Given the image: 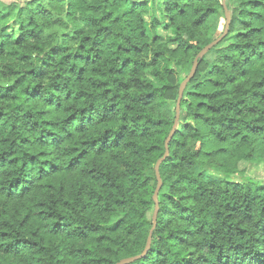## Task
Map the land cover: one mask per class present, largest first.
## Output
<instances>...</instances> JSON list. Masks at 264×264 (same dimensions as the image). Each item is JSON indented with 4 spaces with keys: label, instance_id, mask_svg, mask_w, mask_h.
Instances as JSON below:
<instances>
[{
    "label": "trees",
    "instance_id": "1",
    "mask_svg": "<svg viewBox=\"0 0 264 264\" xmlns=\"http://www.w3.org/2000/svg\"><path fill=\"white\" fill-rule=\"evenodd\" d=\"M226 5L228 32L198 60L159 166L150 248L127 264H264V183L231 179L264 156V0ZM157 6L147 25V0L0 10V264L142 252L179 70L225 23L221 0ZM162 19L175 30L163 41Z\"/></svg>",
    "mask_w": 264,
    "mask_h": 264
},
{
    "label": "rangeland",
    "instance_id": "2",
    "mask_svg": "<svg viewBox=\"0 0 264 264\" xmlns=\"http://www.w3.org/2000/svg\"><path fill=\"white\" fill-rule=\"evenodd\" d=\"M27 0H0V10L4 9L5 7L16 4L19 6H24ZM159 0H147V4L149 5L148 14L144 16L145 24L147 25L149 20L151 19L152 15L155 14L156 16L160 17V12L157 6V2ZM47 2V0H45ZM36 5V4H35ZM61 5V4H60ZM124 6H128L126 3ZM222 19L220 20V24ZM167 20L162 19L161 25L157 28V33L160 34L162 41L165 40L168 36H173L175 34L174 28L167 24ZM7 24L16 29L17 25L15 23V19L11 18L8 20ZM221 26V25H220ZM172 47H175L171 45ZM190 67L186 66L179 70V75L177 76L179 79H183L189 73ZM173 103L170 102L169 107L172 109ZM179 126V125H178ZM181 132L184 133L181 126L178 127ZM236 170L231 176L233 181H242V182H251V183H264V156L261 153H258L252 158L248 160H240L237 163ZM153 212V211H152ZM151 214V211L149 212Z\"/></svg>",
    "mask_w": 264,
    "mask_h": 264
},
{
    "label": "water",
    "instance_id": "3",
    "mask_svg": "<svg viewBox=\"0 0 264 264\" xmlns=\"http://www.w3.org/2000/svg\"><path fill=\"white\" fill-rule=\"evenodd\" d=\"M221 2H222V7H223V10H224V17H225V23H224L223 31L217 38H215L214 40L209 42L207 45H205L196 54V56L193 59V63H192V66L190 68L189 73L181 81V83L179 85V88H178V97H177L176 105H175L174 122H173L171 130H170V132H169V134L166 137V140L164 142V153L156 161V163L154 165V172H155V177H156V180H157V185H156V188H155L153 196H152L153 201H154V210H153V213H152V226H151V228L149 230L145 246H144V248H143V250H142V252L140 254H137V255L131 256V257L122 258L121 260H119L115 264H127V263H130V262L134 261L135 259L143 257L147 253L149 248H150L151 239H152V233H153V230L155 229V226H156V219H157V214H158V210H159L158 192H159L160 187L162 185V180H161V176H160V172H159V166L169 155V143H170L172 137L174 136L176 128H177V125H178V120H179V116H180V102H181V99H182L184 88H185L186 84L188 83V81L193 77V75L195 73V70H196V67H197V64H198V60L203 58V56L205 54H207V52L212 47H214L218 42H220V40L227 34L229 26H230L231 17H230V11L228 10L227 5H226V0H221Z\"/></svg>",
    "mask_w": 264,
    "mask_h": 264
}]
</instances>
